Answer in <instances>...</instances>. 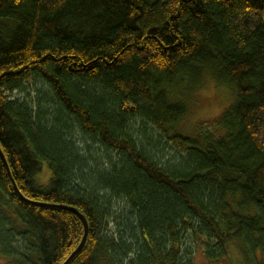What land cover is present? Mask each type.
<instances>
[{
	"label": "trees",
	"instance_id": "1",
	"mask_svg": "<svg viewBox=\"0 0 264 264\" xmlns=\"http://www.w3.org/2000/svg\"><path fill=\"white\" fill-rule=\"evenodd\" d=\"M0 149L8 264H264V0H0Z\"/></svg>",
	"mask_w": 264,
	"mask_h": 264
},
{
	"label": "rangeland",
	"instance_id": "2",
	"mask_svg": "<svg viewBox=\"0 0 264 264\" xmlns=\"http://www.w3.org/2000/svg\"><path fill=\"white\" fill-rule=\"evenodd\" d=\"M211 86V87H210ZM215 91V97L214 98H209L205 97L202 95L203 92L205 91ZM195 97L197 99L195 106H191L190 113L185 119V121L182 123L183 124V129H185L187 132L191 133L194 132L196 128H198L199 125L201 124H212L211 120H214L216 117L211 118L210 120H198L194 121L192 119L193 116L197 115L200 112H209L213 104L223 98L227 97L228 99L231 100L230 93L227 91V89L218 86L215 82H213L210 79H205L199 86L198 90L196 91ZM222 113V112H221ZM168 159L172 157V153L170 155H167ZM42 171L39 172L36 175V180L38 183L41 185H46L49 180V169L46 164H43L42 166ZM198 256L200 258L201 264H209L203 254V250L200 247H197L194 250L193 253V264H198ZM0 257H2L0 255ZM8 264V263H7Z\"/></svg>",
	"mask_w": 264,
	"mask_h": 264
},
{
	"label": "clouds",
	"instance_id": "3",
	"mask_svg": "<svg viewBox=\"0 0 264 264\" xmlns=\"http://www.w3.org/2000/svg\"><path fill=\"white\" fill-rule=\"evenodd\" d=\"M211 87V86H210ZM203 96L214 98L215 97V91H205L202 93ZM231 103V100L227 97H223L219 100H217L213 106L211 107L209 112H200L197 115L193 116L192 119L194 121L198 120H210L213 117H218L221 112ZM0 264H7V258L0 257ZM198 264H201L200 258L198 256Z\"/></svg>",
	"mask_w": 264,
	"mask_h": 264
},
{
	"label": "water",
	"instance_id": "4",
	"mask_svg": "<svg viewBox=\"0 0 264 264\" xmlns=\"http://www.w3.org/2000/svg\"><path fill=\"white\" fill-rule=\"evenodd\" d=\"M0 158L2 159V161H3V164H4V166H5V168H6V171H7V174H8V176H9V178H10V181H11V183H12V186H13V189L15 190V192L18 194V196H19V198L21 199V200H23V201H28V200H26L24 197H23V195L19 192V190L17 189V187H16V185H15V183H14V181H13V179H12V177H11V173H10V171H9V166H8V164H7V162H6V160H5V158H4V155H3V153H2V151H1V149H0ZM69 210H71L72 212H74L76 215H78L79 217H80V219H81V221H82V223H83V227H84V233H83V236H82V239H81V241H80V243L78 244V246L75 248V250L68 256V258L62 263V264H66V263H68L70 260H71V258L82 248V246L84 245V242H85V240H86V236H87V223H86V220H85V218H84V216L82 215V214H80L76 209H74V208H69Z\"/></svg>",
	"mask_w": 264,
	"mask_h": 264
}]
</instances>
